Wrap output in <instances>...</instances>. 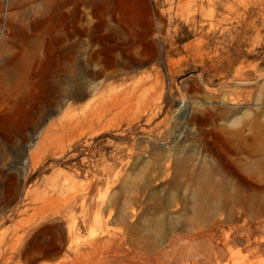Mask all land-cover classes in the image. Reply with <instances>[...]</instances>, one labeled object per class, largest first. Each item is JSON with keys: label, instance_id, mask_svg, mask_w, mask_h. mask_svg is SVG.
Listing matches in <instances>:
<instances>
[{"label": "rangeland", "instance_id": "374dc122", "mask_svg": "<svg viewBox=\"0 0 264 264\" xmlns=\"http://www.w3.org/2000/svg\"><path fill=\"white\" fill-rule=\"evenodd\" d=\"M67 34L84 87L65 79ZM238 67V101L212 98ZM140 80L148 95L115 118L111 94ZM202 107L225 133L193 127ZM261 143L264 0H0V264L13 248L16 264H264ZM240 165L259 186L216 184Z\"/></svg>", "mask_w": 264, "mask_h": 264}, {"label": "bare ground", "instance_id": "6f19581e", "mask_svg": "<svg viewBox=\"0 0 264 264\" xmlns=\"http://www.w3.org/2000/svg\"><path fill=\"white\" fill-rule=\"evenodd\" d=\"M86 32H87V30H86ZM73 36L74 35H72V34H67V36L65 38V42H64L65 44L63 45L62 51H61V56L63 57L64 62H65V64H64L65 65L64 66L65 79H66L67 84H68V81L70 80V77L73 75L74 78H75V81H76V85L80 86V87H84L86 85V80L83 77L84 76V72H85L84 70L86 69L85 68V64L78 57V50H77L76 45L73 44V43L68 42V40H70L68 37H73ZM201 45H202V40L198 41L194 45V47L201 48L202 47ZM200 52H202V50ZM101 53H103L102 50H99V51L94 50L91 53V58L93 59L95 57H98ZM211 58L214 61L222 60V58L217 53H215L214 56L211 57ZM228 62H229L230 65H232V63H233V61L231 59H229ZM213 66H215V65H213ZM234 71L235 72H233V74H230L231 73L230 71H229L230 73L228 71H226L225 73H224V71H219V70L217 71L218 74L223 75L225 80L223 82H221L220 87L218 89L213 91V96H211L212 98L222 99V101H223V100H226L227 96H229V97H231L230 99L234 100L235 102L238 101V99H239V95H238L239 91H237L236 95L234 94L235 96L234 95L232 96V92L230 91L232 86L230 84L233 81L235 82V78H237L238 80H241V78L243 76L242 67H238ZM91 74H93L95 77H97L101 73H99V72H91ZM229 76H234V77L233 78H231V77L229 78ZM238 82L235 83V84H239ZM149 85L150 84L147 81L140 80L136 84L128 85L126 87L124 86V88L120 89V91L117 92V93L113 92L111 94L110 100L107 101V107H106L107 110L109 111V113H112L115 116V118L123 116L124 114L127 115L131 111L132 106L134 104H136L140 100L141 97H144V96L148 95V92L150 90ZM151 97H152V95H151ZM190 118H191L190 122L192 123L193 127L195 126L196 129L199 130V133H201V135H204V136H206L208 134H211V133H225L227 131V129H228L227 124L225 123V121L227 119L226 113H224V111L221 110V108L219 109L218 107H216V108L215 107H212V108L211 107L199 108V110L197 109L196 111L193 112V114H192V116ZM168 119H169V116H167L166 120H168ZM166 120H164V121H166ZM66 125H68V124H66ZM249 125H250L249 126V134H248L246 140H248L249 146H250V149H251V156L250 157H253L254 154L256 153V147L258 148V141H256V139L254 138L255 137V134H254L255 132L254 131H255V127H256V121H251ZM67 130L68 129L65 126L61 130L60 129L53 130L51 128L50 129H43L40 132V136H39L40 137V141L41 142L42 141L43 142H46V141L51 142V140H53L51 138L58 137L59 135H62V134H59V133H64ZM242 131H243V128H238L236 130V135L241 140H243V137L241 135ZM58 141H59V139H58ZM41 144L43 146H45L44 143H41ZM261 144H263V143H261ZM261 146H264V144L261 145ZM43 148L41 147V149L44 150V151L42 153L40 152L41 153V156L39 157L40 159L43 158L44 155L47 153V150H45L47 147L45 146V149H43ZM158 148H159V150H163L165 152L170 150V148L168 146L157 147V149ZM174 153H175V151H174ZM171 157H172L171 155L168 156L167 160H165L166 162L163 164V169H165L166 171L167 170L169 171V170L173 169L172 161L170 159ZM173 158H175V157H173ZM37 162H38V160H37ZM39 162H40V160H39ZM237 162L238 161H236V163ZM239 162L242 163V160L239 161ZM251 162L254 163L255 161L251 160ZM260 162H261V160H260ZM175 167H176V165H175ZM244 169H245L244 166L240 165L238 169H235L233 171H227V172L225 171L226 173H223V174L220 173V171H219L220 179L217 180L216 184L217 183L220 184L224 189H228L229 187L233 186V187H235L236 189H239V190L253 189L256 186H259L260 182L258 183L256 180H254V178L252 176H248L247 175L248 176L247 177V176L244 175ZM261 186H263V185H261ZM39 199H41V198H39ZM17 222H19V221H17ZM15 224H17V223H15ZM18 224L21 225V223H18ZM24 224H25V222H24ZM13 226H14V224H13ZM9 229L11 230L12 228H9ZM20 229H21V227H20ZM95 234H96V232H95ZM23 236H24V234H23ZM23 236L19 235L18 238H17V241L18 240L21 241V239L24 238ZM110 236H109V239H110ZM114 237H116V236H114ZM106 238H108V236ZM13 242H15V240ZM97 244H99V243H97ZM13 245H14V243H13ZM95 245H93V246H95ZM10 246L12 247V245H10ZM70 246L71 247L75 246L73 241H70ZM123 249H124V247H123ZM13 250L14 251L11 252V255H8L9 257L6 259L5 264H16L20 260V258L22 259L21 256H23V250L21 251V250H18L16 248H13ZM77 250H79L78 247H77ZM1 257L3 258V256H1ZM17 258L19 260L15 261V259H17ZM18 263H20V262H18ZM3 264H4V262H3ZM56 264H68V263H67V260H60Z\"/></svg>", "mask_w": 264, "mask_h": 264}]
</instances>
